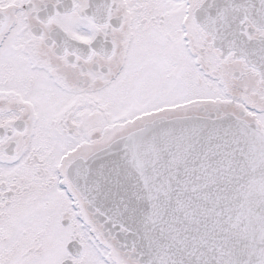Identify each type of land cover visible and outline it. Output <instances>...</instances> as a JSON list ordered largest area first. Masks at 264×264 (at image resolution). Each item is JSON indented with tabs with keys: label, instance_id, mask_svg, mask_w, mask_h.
<instances>
[{
	"label": "snow or ice",
	"instance_id": "6c2138e0",
	"mask_svg": "<svg viewBox=\"0 0 264 264\" xmlns=\"http://www.w3.org/2000/svg\"><path fill=\"white\" fill-rule=\"evenodd\" d=\"M0 264H264V0H0Z\"/></svg>",
	"mask_w": 264,
	"mask_h": 264
}]
</instances>
